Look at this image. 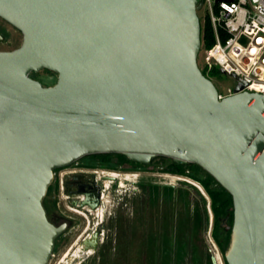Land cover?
Wrapping results in <instances>:
<instances>
[{"label":"water","instance_id":"1","mask_svg":"<svg viewBox=\"0 0 264 264\" xmlns=\"http://www.w3.org/2000/svg\"><path fill=\"white\" fill-rule=\"evenodd\" d=\"M201 6L0 0L23 33L0 51V264H49L65 229L44 205L55 171L101 153L202 167L233 198L227 263L264 264V94L219 98L198 62ZM44 69L55 85L30 76Z\"/></svg>","mask_w":264,"mask_h":264},{"label":"rangeland","instance_id":"2","mask_svg":"<svg viewBox=\"0 0 264 264\" xmlns=\"http://www.w3.org/2000/svg\"><path fill=\"white\" fill-rule=\"evenodd\" d=\"M205 10L204 8L198 12L201 23L204 21ZM0 33L4 37L3 40H0V51L14 50L23 43V33L1 17ZM203 49L204 46L202 50ZM198 62L200 67L207 69L206 74L214 82L220 93L226 94L229 88L235 87L236 79L234 76L226 74L218 66H213L208 69L204 65L201 56ZM34 74L35 78L41 81L45 86H51L58 80L57 75L53 72L41 70ZM171 161L172 159L168 157H156L150 164L143 167L141 173L142 181L145 184L155 182L178 186L183 182L182 180H186L199 187V184L190 178L173 175L163 171L162 169L170 164ZM74 169L75 166L71 165L64 169L63 172H69ZM97 171V177L101 178L106 170L99 168ZM199 174L204 175L205 172L199 171ZM137 176L138 175L133 172H122L120 175L121 179L114 190L111 189L113 183L110 181L105 182L107 188L104 196L105 203L100 207L99 211L102 213L100 217L105 218L108 225L105 228L106 233L99 241L98 250L93 249L92 252L88 251V253L91 252L90 254H85L83 236L86 235V232L84 233V231H82L76 238H69L67 236L60 240L59 248L52 257L50 264H149L150 259H152V250L154 248H152L153 239L164 227L163 221L167 210L162 204L152 207L149 203L148 191L144 188L142 192L135 191L133 181L138 179ZM125 177L129 179L128 182L124 180ZM200 189L198 188V190ZM57 193L58 191L55 192V194ZM58 196L57 194V197ZM113 209L115 210V215L112 220H109L108 213L113 211ZM208 209H210L209 205ZM114 218L118 219L116 229L113 227ZM89 219L93 220L92 218ZM81 222L84 224L83 219ZM90 226H92V224ZM224 226L229 228L227 224H224ZM211 230L212 223L207 233L202 235V241L208 243L216 259V264H225L223 254L216 245ZM87 232H90V229ZM103 251L108 253V258L106 260L102 259L101 252Z\"/></svg>","mask_w":264,"mask_h":264},{"label":"trees","instance_id":"3","mask_svg":"<svg viewBox=\"0 0 264 264\" xmlns=\"http://www.w3.org/2000/svg\"><path fill=\"white\" fill-rule=\"evenodd\" d=\"M201 37L204 48L212 47L216 41L209 20H204L202 23ZM200 68L208 77L207 69ZM44 70L53 72L48 69ZM34 73L32 72L31 76L35 77ZM84 159L87 160L85 165L92 167L114 168L117 166L116 162L118 164L135 163L125 155L118 153L91 154ZM141 165L146 166V164ZM162 170L190 178L203 190L186 180H182L180 185L173 187L157 185L155 182L143 183V188L149 194L150 205L154 207L162 204L167 210L163 221L165 228L163 227L153 239L152 248H154L149 264H214L211 248L206 241L205 243L202 241V235L207 233L211 223L213 239L223 254L224 263L228 264L225 254L230 246L234 221L232 195L197 164L183 165L172 160ZM199 171H204L205 174L200 175ZM224 224H227L229 228H226ZM101 255L104 260L108 258V253L105 251L101 252Z\"/></svg>","mask_w":264,"mask_h":264},{"label":"built area","instance_id":"4","mask_svg":"<svg viewBox=\"0 0 264 264\" xmlns=\"http://www.w3.org/2000/svg\"><path fill=\"white\" fill-rule=\"evenodd\" d=\"M197 2L202 4L198 12L206 9L204 20L210 21L216 39L203 50L202 43L198 59L201 56L208 69L218 66L236 79L235 87L219 92V98L234 94L240 83L247 84V91L264 94V0Z\"/></svg>","mask_w":264,"mask_h":264},{"label":"flooded vegetation","instance_id":"5","mask_svg":"<svg viewBox=\"0 0 264 264\" xmlns=\"http://www.w3.org/2000/svg\"><path fill=\"white\" fill-rule=\"evenodd\" d=\"M56 75L58 77V74ZM33 78L37 79L35 77ZM55 84L56 82L53 85ZM85 157L86 156L82 157L72 164L75 166L74 170L63 172V170L67 168L66 167L55 171L54 181L44 200L49 220L56 226L65 225V229L56 240L52 257L59 248L60 240L67 236L69 238H76L82 231H84V233L86 232V235L83 236V246L86 251L85 254L88 255L93 249L98 248L99 241L106 233L105 228L108 225L106 219L100 217V214L102 213L99 212L100 207L105 203L104 196L107 191L105 184L106 181L113 183L111 189L114 190L121 179L120 175L122 172H133L138 175V179L133 181L135 191L142 192L143 189L144 182L141 178L143 170L142 163L133 161L135 163L124 162L118 164V162H116L117 166L114 168L106 166L92 167L85 165V163H87V160L84 159ZM99 168L106 170L101 178H98L96 175V172H98L97 169ZM124 180L127 182L129 181L127 177H125ZM57 191V194L59 195L58 197L57 194H55ZM86 200L88 201L85 202ZM66 208L72 212H69ZM114 211L115 210L113 209V211L108 213L109 220H112L114 217ZM89 218H92L93 220ZM82 219L84 220V224L81 222ZM117 222L118 219L116 218L113 223L115 229L117 228ZM91 224L92 226H90ZM89 229L90 232H87ZM88 251L91 252L88 253Z\"/></svg>","mask_w":264,"mask_h":264},{"label":"bare ground","instance_id":"6","mask_svg":"<svg viewBox=\"0 0 264 264\" xmlns=\"http://www.w3.org/2000/svg\"><path fill=\"white\" fill-rule=\"evenodd\" d=\"M109 202V201H108ZM100 212V211H99Z\"/></svg>","mask_w":264,"mask_h":264}]
</instances>
